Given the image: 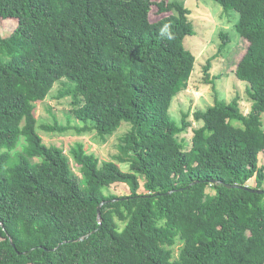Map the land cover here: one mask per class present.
Masks as SVG:
<instances>
[{
    "label": "trees",
    "instance_id": "1",
    "mask_svg": "<svg viewBox=\"0 0 264 264\" xmlns=\"http://www.w3.org/2000/svg\"><path fill=\"white\" fill-rule=\"evenodd\" d=\"M215 1L239 13L248 44L235 75L251 105L244 114L238 97L216 99L195 111L186 148L178 136L191 122L169 113L195 63L181 1L0 0V19L16 20L0 33V264H264V0ZM61 79L71 86L58 97L100 137L130 124L115 157L127 170L77 142L75 174L43 142L35 103ZM118 183L129 194L106 191Z\"/></svg>",
    "mask_w": 264,
    "mask_h": 264
},
{
    "label": "rangeland",
    "instance_id": "2",
    "mask_svg": "<svg viewBox=\"0 0 264 264\" xmlns=\"http://www.w3.org/2000/svg\"><path fill=\"white\" fill-rule=\"evenodd\" d=\"M190 9L189 20L193 23L195 34L187 35L184 39L185 46L195 56L194 68L189 78L187 87L173 96L169 113L178 123L184 114L191 122L190 128L178 136L184 140L186 148L191 146L193 130L201 125L193 119V113L197 110H205L213 105L216 99L230 101L239 98L241 111L246 114L251 102L248 97L249 84L239 80L235 75L238 61L246 51L248 42L242 38L235 29L239 18L237 11L225 12L223 7L215 0H177ZM151 20H156L160 14L154 8L151 12ZM16 25V20L0 19V33L8 35ZM222 34H227L228 42L223 45ZM211 60V67L206 75L205 66ZM71 86L66 79L55 82L46 98L35 103V117L37 129L46 145H55L63 149L64 154L71 162L72 171L79 174L73 167L69 149L75 143L80 142L88 153H94L101 162L113 160L123 170H127L128 163L120 162L115 157L119 155L118 145L120 137L130 129V124L123 121L120 127L105 138L100 137L93 127V122L78 120L72 112V99L70 97L59 98L58 94L64 88ZM264 124V113L262 114ZM67 127L65 131H46L44 125ZM84 128H89L84 130ZM260 162L264 159L259 157ZM140 192H144L143 180L140 182ZM246 185L256 186L255 178L248 180ZM264 188V184L262 186ZM107 192L122 196L129 194V188L122 183L112 184ZM179 244L175 247V255L178 253Z\"/></svg>",
    "mask_w": 264,
    "mask_h": 264
},
{
    "label": "water",
    "instance_id": "3",
    "mask_svg": "<svg viewBox=\"0 0 264 264\" xmlns=\"http://www.w3.org/2000/svg\"><path fill=\"white\" fill-rule=\"evenodd\" d=\"M227 187H230V188H234V187H240L239 185L235 184V185H231V184H226ZM245 188H248L247 186H244ZM250 190H252L251 188H249ZM255 191H258V192H264V190H255Z\"/></svg>",
    "mask_w": 264,
    "mask_h": 264
}]
</instances>
